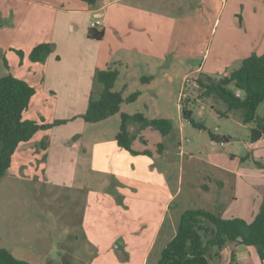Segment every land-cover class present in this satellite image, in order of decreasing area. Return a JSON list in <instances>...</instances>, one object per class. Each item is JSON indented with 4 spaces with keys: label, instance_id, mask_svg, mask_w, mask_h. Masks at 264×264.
Here are the masks:
<instances>
[{
    "label": "rangeland",
    "instance_id": "obj_1",
    "mask_svg": "<svg viewBox=\"0 0 264 264\" xmlns=\"http://www.w3.org/2000/svg\"><path fill=\"white\" fill-rule=\"evenodd\" d=\"M35 1L36 4L30 0H0V45L7 49L0 58V70L5 65L13 70L27 68L23 64L25 55H19L22 51L18 41L27 27L49 32L55 25L58 36L68 33L77 46L73 52L67 44L57 49L48 43L54 48L53 58L61 61V69L89 70L96 58L102 59L104 69L114 64L115 48L121 44L115 29L109 28L110 19L114 21L121 15V22L133 28L141 13L143 20L156 17L159 51L152 70L141 73L154 79L150 85L141 79L133 81L130 91L140 90L142 95L126 107L133 114H145L149 120L172 121L175 139L163 138L165 153L159 166L172 171L178 193L161 219L163 211L159 207L150 213L134 209L135 213L128 215L122 211L117 191L99 186L98 193L89 200L95 221L87 230L83 225L89 212L88 199L85 200L89 191L74 185L71 167L64 176L65 189L42 180V168L34 171V177L20 180L9 175L0 184V249L28 264H159L163 250L177 234L183 212L204 209L222 218L252 223L264 202V137L252 144L253 124L245 125L241 111H230L214 96L203 97L196 105L185 103L193 120L205 127L200 131L183 116L181 90L184 78L193 72L221 79L239 69L246 58L264 55V0H112L109 7L104 0H97L96 5L84 0ZM84 5L102 7L103 16L91 15ZM145 11L148 13L143 14ZM91 28L104 29L105 39L90 40ZM127 34L124 43L135 47L132 37H128L133 33ZM95 71L93 85L98 92L99 87L102 90L96 79L100 70ZM231 89L239 96L245 95L242 90ZM263 114L264 103L258 109V115ZM31 156L27 160H32L34 155ZM50 178L59 179L56 175ZM112 198L117 206L111 204ZM134 203L147 206L148 200L134 201L133 208ZM127 229L144 230V234L130 239L135 244L125 262L116 251L114 256L109 254L106 238L97 247L88 238L89 232L95 237ZM100 236L95 238L102 241ZM247 248L248 264H260L257 248ZM218 252V248L213 249L214 256Z\"/></svg>",
    "mask_w": 264,
    "mask_h": 264
},
{
    "label": "crops",
    "instance_id": "obj_2",
    "mask_svg": "<svg viewBox=\"0 0 264 264\" xmlns=\"http://www.w3.org/2000/svg\"><path fill=\"white\" fill-rule=\"evenodd\" d=\"M30 1L37 3L35 0ZM104 1L108 7L112 4V0ZM83 8L91 15L103 16L102 7H87L84 5ZM144 13L148 12L145 11ZM152 13L155 14L156 11L153 10ZM116 14L117 12L114 16ZM117 17L114 18V21L110 19L108 23L109 28L115 29L121 41V44L115 48V55L117 53L119 55H117V60H115L116 57L114 55V64L107 65L104 69L117 64L116 66L120 70V77L114 91L119 92L126 87L125 97H128L132 93L130 88L133 81L145 77V74L141 73L149 69L152 70L154 67V59L159 51L160 37L157 34L158 30H156L155 16L147 17V19L143 20L141 13L135 23H133V28H127L121 22V15ZM15 25L17 28V21ZM127 31L133 33L128 37H132L136 44L135 47H129V45L124 43L123 39L127 37ZM56 33V25L49 32L45 28L35 29L34 27H27L18 39L21 51L25 55L23 64L27 68L24 71L13 70V68L5 65L0 70V78L12 75L28 82L35 88L36 93L31 100L30 107L23 115L25 120L44 121L47 124H53L57 121L65 122V124L55 125L49 130L38 132L32 141L22 144L13 156L11 168L4 178L9 175L13 179L19 180L23 177H34V171L42 168V171H40L43 175L41 176L42 180L47 182L48 185L65 189L67 188V183L64 182V176L69 174L68 168L71 167L74 185L81 190L89 191L85 199H88L87 208L89 212L83 225L87 230L89 223L95 221L93 220L95 215L91 213L93 205H91L89 200L95 193H98L96 191L99 186H101L100 189H115L118 193L117 199L121 198L124 206L119 207L122 208L123 212H127L128 215L135 213L134 209H138L139 213H150L149 211L159 207L158 210L163 211L161 214L162 219L164 212H169V206L173 203L178 193L173 181L172 171L169 168L165 169V167L160 168L159 166L162 159L161 155L165 153L163 146V138L165 137L150 128L139 131L137 125H131L130 132L135 136L133 150L137 153L132 154L119 147L116 140L121 126V114L97 124L85 122L83 115L88 109L90 96L92 94L99 95L102 92L100 87L98 92H96L95 85H93L95 70H104L101 68L102 59L98 60L96 58L89 70L81 72L61 69L58 65L61 61L53 58L52 54L54 51L42 63L31 62L29 54L33 48L43 43H52L57 49L61 44H67L69 46L68 50L73 52L77 50L75 39L72 36H69L66 32H61L59 36ZM46 35L50 37L47 38ZM52 38L54 41H52ZM6 51L7 49L0 45V58L5 55ZM131 73L134 76H131ZM150 82L148 83L149 85ZM60 95H64V98L61 99ZM199 100H191L187 104L196 105ZM126 106L128 105H122L121 112L133 115ZM201 108L204 109L205 105H201ZM169 138L175 139V135L171 133ZM43 143H46V147H43ZM159 145L163 147L159 149ZM31 155H34L32 160L31 158L27 160ZM24 160L26 161L23 162ZM16 164H18V168L12 172L16 168ZM53 175L58 176L59 179L55 180L54 178L52 180L50 176ZM29 179L31 180V178ZM139 199L142 201L147 199L148 205L142 204L140 207L134 203L133 208V202ZM111 200V204L117 206L113 198ZM161 206L164 207V210H162ZM142 234H144V230L131 231L127 229L121 232H102L101 236L99 234L102 241L97 239L99 236H95L97 237L95 238L90 235V232L88 238L96 247L104 244L103 239L106 238L105 246L108 248L109 254L114 256V251H116L119 259L125 262L131 257V245L135 244L130 239L139 238ZM114 243L116 244L113 247ZM113 248L115 249L113 250ZM248 254L247 246L230 244L220 251L219 256L215 258V263L248 264L246 260V258L248 259Z\"/></svg>",
    "mask_w": 264,
    "mask_h": 264
},
{
    "label": "trees",
    "instance_id": "obj_3",
    "mask_svg": "<svg viewBox=\"0 0 264 264\" xmlns=\"http://www.w3.org/2000/svg\"><path fill=\"white\" fill-rule=\"evenodd\" d=\"M94 5L97 0H84ZM104 30L91 28L88 31L90 40L102 41ZM51 44L43 43L31 51L29 59L33 63H42L53 53ZM19 55L24 56L23 52ZM120 77V70L115 65L100 70L96 74L98 83L102 86L99 96L92 94L83 119L87 123L97 124L121 114L120 131L116 140L119 147L137 154L133 150L135 136L130 132L131 125H137L139 131L152 129L168 137L173 131V123L168 119L149 120L143 113L133 115L122 113L123 104H133L138 101L141 91H136L125 97L126 87L122 91H114ZM153 77H142L143 84L149 83ZM203 97H217L222 100L230 111L242 112L245 125L253 124L250 139L256 143L264 137V114L258 115V109L264 103V55H252L243 61L242 66L229 75L216 79L200 73L197 79ZM235 87L244 91L239 96L231 89ZM36 90L28 82L12 75L0 78V184L11 168L13 156L18 148L33 140L36 134L49 130L63 122L47 124L25 120L23 115L29 109ZM182 113L194 127L200 131L205 127L197 124L192 118V112L186 105ZM228 140V139H226ZM46 147V143H43ZM159 149L163 146L159 145ZM264 167V166H263ZM240 244L256 247L258 261L264 264V202L258 215L252 223L241 218H222L204 209L188 210L181 216L177 234L163 250L159 264H217L213 249L222 251L227 245ZM0 264H28L16 259L8 250L0 249ZM239 264V263H233Z\"/></svg>",
    "mask_w": 264,
    "mask_h": 264
},
{
    "label": "built area",
    "instance_id": "obj_4",
    "mask_svg": "<svg viewBox=\"0 0 264 264\" xmlns=\"http://www.w3.org/2000/svg\"><path fill=\"white\" fill-rule=\"evenodd\" d=\"M101 22H97V26H100ZM201 72L196 71L189 75H187L184 78V81L182 83V90H181V102L183 103L181 105L182 108H184L185 103L196 100L200 97V87L197 83L198 76Z\"/></svg>",
    "mask_w": 264,
    "mask_h": 264
}]
</instances>
